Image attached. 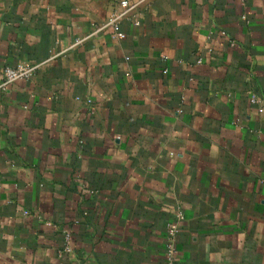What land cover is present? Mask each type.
Here are the masks:
<instances>
[{"label": "crops", "instance_id": "0c3cea01", "mask_svg": "<svg viewBox=\"0 0 264 264\" xmlns=\"http://www.w3.org/2000/svg\"><path fill=\"white\" fill-rule=\"evenodd\" d=\"M120 1L0 0V264H264V0Z\"/></svg>", "mask_w": 264, "mask_h": 264}, {"label": "built area", "instance_id": "2783aa9c", "mask_svg": "<svg viewBox=\"0 0 264 264\" xmlns=\"http://www.w3.org/2000/svg\"><path fill=\"white\" fill-rule=\"evenodd\" d=\"M153 0H121L118 8L114 9L111 14L100 24L96 25L93 34L102 32L108 33L112 38L123 39L126 37L122 30V23L128 21L135 26L142 24L143 5ZM201 62V60H199ZM41 64H31L20 62L16 66H0V92L7 90L11 84L21 79L30 78ZM252 100L259 103L261 100L256 95L252 96ZM169 237L167 243V258L166 264H175L176 262V247L175 240L178 231L175 223L169 226ZM65 251L73 252L71 243V235H67Z\"/></svg>", "mask_w": 264, "mask_h": 264}]
</instances>
